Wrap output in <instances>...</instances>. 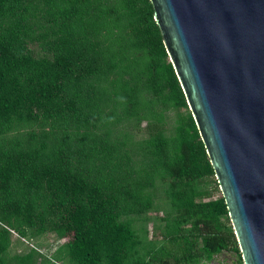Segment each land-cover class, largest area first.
Returning a JSON list of instances; mask_svg holds the SVG:
<instances>
[{"label":"trees","instance_id":"obj_1","mask_svg":"<svg viewBox=\"0 0 264 264\" xmlns=\"http://www.w3.org/2000/svg\"><path fill=\"white\" fill-rule=\"evenodd\" d=\"M154 12L0 0V264H244Z\"/></svg>","mask_w":264,"mask_h":264},{"label":"water","instance_id":"obj_2","mask_svg":"<svg viewBox=\"0 0 264 264\" xmlns=\"http://www.w3.org/2000/svg\"><path fill=\"white\" fill-rule=\"evenodd\" d=\"M244 264H264V0H150Z\"/></svg>","mask_w":264,"mask_h":264},{"label":"rangeland","instance_id":"obj_3","mask_svg":"<svg viewBox=\"0 0 264 264\" xmlns=\"http://www.w3.org/2000/svg\"><path fill=\"white\" fill-rule=\"evenodd\" d=\"M210 186H214L213 183ZM220 193L216 192L215 197H219ZM151 217H155L156 213H151ZM153 223L148 224V228L153 229ZM67 239H58L55 234H46L36 239H19L16 234L13 235V246L10 253L13 254H25L29 252L30 248L39 250V253L45 257L51 259L54 264H68L66 261L58 259L55 254L57 250L66 242ZM236 256L229 252H224L221 256L216 258L212 264H237Z\"/></svg>","mask_w":264,"mask_h":264}]
</instances>
